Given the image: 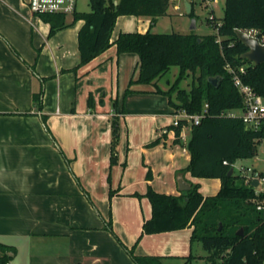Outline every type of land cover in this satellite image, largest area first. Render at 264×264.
<instances>
[{
  "label": "crops",
  "instance_id": "obj_1",
  "mask_svg": "<svg viewBox=\"0 0 264 264\" xmlns=\"http://www.w3.org/2000/svg\"><path fill=\"white\" fill-rule=\"evenodd\" d=\"M26 1L0 0V241L15 248L11 263L137 264L127 252L133 246L138 256L186 260L192 228L142 236L152 216L149 187L180 195V175L202 181L181 174L191 156L176 142L177 112L168 97L156 92L159 86L128 89L139 57L119 55L115 45L73 71L84 23L75 36L53 41ZM140 18L127 19L126 27L136 22L144 29L120 33L154 32ZM41 92L39 108L34 95ZM220 188L221 182L211 195Z\"/></svg>",
  "mask_w": 264,
  "mask_h": 264
},
{
  "label": "trees",
  "instance_id": "obj_2",
  "mask_svg": "<svg viewBox=\"0 0 264 264\" xmlns=\"http://www.w3.org/2000/svg\"><path fill=\"white\" fill-rule=\"evenodd\" d=\"M90 4L91 12L76 11L73 15L72 24L84 23L78 34L80 64L73 71L77 72L115 45L119 55H138V83L158 87V79L173 67L180 69L177 80L168 91H156L168 97L169 105L176 112L182 110L196 115L208 105V112L201 122L190 125L187 149L191 160L181 174L219 179V192L204 196L200 184H192L187 193L180 195L158 193L149 187L146 197L152 205V216L145 221L142 236L192 228L191 245L201 243L207 255L191 253L186 264L198 258L206 259L209 264H262L264 214L256 209L258 197L245 177L235 172L230 175L238 160L256 157L261 135L246 131L240 119L225 117L223 113L243 106L229 67L237 71L245 67L242 79L264 98V63L254 65L242 58L248 48L235 33L236 29H255L264 37V0H226L224 18L209 20L216 30L211 35L154 33L149 30L120 33L115 41H112V33L119 17H151L156 23L158 18L168 15L171 1L119 0L116 4L113 0H91ZM189 16H194L193 5ZM42 20L50 26L49 37L69 26L66 15H46ZM190 75L194 76V85L186 91L180 84ZM216 77L221 78L218 86L209 81ZM42 94L34 95L39 108ZM89 101L93 105L92 97ZM184 124L186 122L175 129L178 143ZM119 126V119H114L112 165L118 160ZM107 227L113 232L112 221ZM241 229L243 235H239ZM127 252L137 264H163L161 257L138 256L135 246L127 248ZM14 253L13 246L0 241V264H12Z\"/></svg>",
  "mask_w": 264,
  "mask_h": 264
},
{
  "label": "rangeland",
  "instance_id": "obj_3",
  "mask_svg": "<svg viewBox=\"0 0 264 264\" xmlns=\"http://www.w3.org/2000/svg\"><path fill=\"white\" fill-rule=\"evenodd\" d=\"M115 3L118 2L119 0H113ZM171 5L168 11V15L164 17L158 18L157 25H153V18L151 17H136V16H122L119 17L117 20L116 26L113 30L112 33V38H115L116 36L119 35L121 30H141L144 29L146 25L140 23H133L132 27H126V21L127 19H134L135 21H138L136 19L140 18L141 20H146L149 21L147 24L153 28V31L156 33H182V34H198V35H211L216 32V30L213 28V26L210 24L209 20L211 18H216L219 21H221L224 16H225V4L226 0H216V1H211L209 5H207V2L204 0H170ZM91 0H78L77 3V10L78 12H83V13H88L91 12ZM190 3L194 6V16H189L186 14V3ZM176 6L180 7V10H176ZM196 21V29L192 28L193 21ZM73 22V16H68L67 17V26L65 29L58 31L56 34H54L51 37H48V39H54L55 41L59 40H64L65 38L72 36H75L76 31H78L79 27L81 26L82 22L78 21L74 24ZM42 25L48 26V24H45L42 22ZM126 28V29H125ZM53 40V41H54ZM53 47L55 48V52L58 54L59 59L61 58V54L58 53V44L53 43ZM57 45V46H56ZM180 73V69L178 67H173L168 73H166L163 77L157 80V84L160 88L168 91L171 86L175 83L177 80L178 76ZM129 80L128 83V89L129 88H147L149 90H157L156 86L154 85H145L138 83L139 79V68L138 67H133L131 70V73L129 75ZM194 85V76L190 75L187 79L183 80L182 83L180 84V87L185 89L186 91H190ZM138 86V87H135ZM130 94H127V92H124L123 95H121V104H123V100H125L126 97H129ZM176 95H174L175 97ZM161 99V98H159ZM168 99L166 98V102ZM184 111L179 110L178 113H183ZM186 137H187V142H183L184 146L187 148V144L190 140L191 137V132L186 131ZM263 146L264 142L262 144V147H259L258 154L256 157L251 158V159H242L238 160L234 164V172L236 175H247L251 174V172H247L248 168L252 170H256V172H263L264 173V162H263ZM245 170V172L243 171ZM221 181L219 179H202L200 182L201 186V192L204 195L207 196H213V194L217 189V184H219ZM193 255L195 256H206L207 252L203 249L201 243H195L192 248ZM185 259L183 258H176L172 260H166L163 261V264H185ZM188 264H209L206 259L204 258H198L195 259Z\"/></svg>",
  "mask_w": 264,
  "mask_h": 264
},
{
  "label": "built area",
  "instance_id": "obj_4",
  "mask_svg": "<svg viewBox=\"0 0 264 264\" xmlns=\"http://www.w3.org/2000/svg\"><path fill=\"white\" fill-rule=\"evenodd\" d=\"M207 2V5L211 1L216 0H204ZM78 0H27L26 5L29 8L33 17L42 19V16L46 15H66L73 16L77 10ZM176 10H180L179 6L175 7ZM246 35L256 38L264 45V37L261 36L258 30L255 29H246L241 30ZM229 72L233 75V82L235 87L239 90L242 99L243 106L238 109L231 111H226L223 113V116L233 119H240L243 123L244 129L246 131L259 133L261 136L258 139V150L259 147H262L264 142V98L258 94L252 86L245 83L242 79V75L245 74V67L239 68V71L233 69L232 67L228 68ZM208 112V105L205 106L204 110L200 114L189 115L186 112L178 113L175 116V119L172 123L173 128H177L181 125L182 122H186L183 125V130L190 128V125H198L201 120L205 117ZM166 132V131H165ZM181 140L185 143L187 142L186 135L182 132ZM188 149L185 147V151ZM258 154V152H257ZM257 156V155H256ZM263 162H264V146H263ZM245 172V170H243ZM247 172L251 174L243 175L246 182L249 183L252 187V183L255 180L254 175L258 174V187H253L256 192L258 200L256 201L257 211L264 214V173L256 172L248 168ZM264 264V261L263 263Z\"/></svg>",
  "mask_w": 264,
  "mask_h": 264
},
{
  "label": "water",
  "instance_id": "obj_5",
  "mask_svg": "<svg viewBox=\"0 0 264 264\" xmlns=\"http://www.w3.org/2000/svg\"><path fill=\"white\" fill-rule=\"evenodd\" d=\"M117 4V2H116ZM192 13V5L190 3H186V14L190 15ZM193 29H196V21H193L192 25ZM237 38L248 48V51L242 55L243 59H247L254 65H260L264 63V45L260 43V41L256 38H252L248 35H246L244 32H242L240 29L235 30ZM210 83L214 86H218V84L221 81V78H210ZM234 174V169H231L230 175ZM258 174L254 175L255 180L253 181L252 185L253 187H258L259 181L257 179ZM178 183H179V190L181 193H187L191 188L192 184L187 182L183 175H180L178 177ZM221 229V228H220ZM243 229H241L239 235H243Z\"/></svg>",
  "mask_w": 264,
  "mask_h": 264
}]
</instances>
